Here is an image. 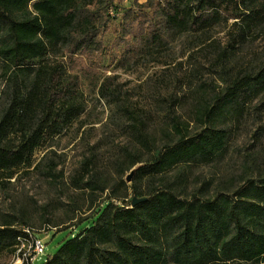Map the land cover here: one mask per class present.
Returning a JSON list of instances; mask_svg holds the SVG:
<instances>
[{
	"label": "trees",
	"instance_id": "trees-1",
	"mask_svg": "<svg viewBox=\"0 0 264 264\" xmlns=\"http://www.w3.org/2000/svg\"><path fill=\"white\" fill-rule=\"evenodd\" d=\"M230 21L228 43L209 42V33ZM257 31L264 33V0H0V174L31 164L84 113L71 71L99 82L106 60L136 66L185 35L217 56L211 70L221 83L192 91L186 118L165 109L162 138L141 132L111 78L100 84L102 99L129 113L148 157L129 154L127 169L141 165L129 187L120 181L124 194L82 167L73 186L87 192L92 214L73 227L90 224L43 264H264V175L213 189L210 181L192 187L190 179L194 167L225 158L235 125L264 95V50L259 64H241L240 48ZM49 163L42 162L43 174L56 180L58 165ZM134 197L140 201L133 206ZM26 229L33 226L23 213H3L0 255H14Z\"/></svg>",
	"mask_w": 264,
	"mask_h": 264
},
{
	"label": "rangeland",
	"instance_id": "rangeland-1",
	"mask_svg": "<svg viewBox=\"0 0 264 264\" xmlns=\"http://www.w3.org/2000/svg\"><path fill=\"white\" fill-rule=\"evenodd\" d=\"M231 24L232 21L222 23L212 30L209 42L225 46L231 36ZM108 38L111 41L113 36L108 35ZM199 41L194 36H182L165 52L146 57L132 67H122L108 59L104 68L99 67V82L84 79L79 72L71 71L80 79V102L84 113L65 133L38 150L31 164L0 174V216L3 213H23L31 222L33 232L45 244L44 253L38 255L32 264H43L64 239L90 224L86 220L73 227L76 220L92 214L87 192L77 190L72 181L76 174L83 172L86 163L102 184L124 194L120 181L129 187L136 177L134 174L131 182L126 181L135 168L127 169L129 154L141 153L148 157L132 134L129 113L121 111L118 103L102 99L98 92L100 84L111 78L121 89L119 103L143 123L141 132L156 130L158 138H162L165 109L174 108L177 115L186 118L191 108L192 91L199 92L203 82L221 83L211 70L217 56ZM241 50L245 56L241 64H259L264 50V33L250 34ZM251 106L235 125L237 132L225 158L218 163L194 167L190 176L192 187H201L204 181H210L213 189L219 181H231L234 185L244 177L264 175V95ZM45 159H50L49 166L58 165L59 178L56 180L43 174ZM146 185L144 181L143 186ZM106 194L98 196L97 205ZM129 196L131 198V194ZM44 219L51 222L43 223ZM13 258L3 252L0 264H9Z\"/></svg>",
	"mask_w": 264,
	"mask_h": 264
},
{
	"label": "built area",
	"instance_id": "built-area-1",
	"mask_svg": "<svg viewBox=\"0 0 264 264\" xmlns=\"http://www.w3.org/2000/svg\"><path fill=\"white\" fill-rule=\"evenodd\" d=\"M28 235L20 237L17 251L9 264H32L35 258L44 253L45 244L33 230H25Z\"/></svg>",
	"mask_w": 264,
	"mask_h": 264
},
{
	"label": "water",
	"instance_id": "water-1",
	"mask_svg": "<svg viewBox=\"0 0 264 264\" xmlns=\"http://www.w3.org/2000/svg\"><path fill=\"white\" fill-rule=\"evenodd\" d=\"M139 166H136L134 169H132V173L130 175L127 176L126 181L127 182H131L133 175L136 173L137 169ZM140 200H138L136 197L133 198L132 200V205H136L137 202H139Z\"/></svg>",
	"mask_w": 264,
	"mask_h": 264
}]
</instances>
